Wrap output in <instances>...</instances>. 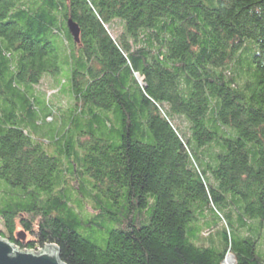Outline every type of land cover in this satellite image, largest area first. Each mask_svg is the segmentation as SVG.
I'll use <instances>...</instances> for the list:
<instances>
[{
    "label": "trees",
    "instance_id": "trees-1",
    "mask_svg": "<svg viewBox=\"0 0 264 264\" xmlns=\"http://www.w3.org/2000/svg\"><path fill=\"white\" fill-rule=\"evenodd\" d=\"M0 219L65 264H264V0H0Z\"/></svg>",
    "mask_w": 264,
    "mask_h": 264
},
{
    "label": "rangeland",
    "instance_id": "rangeland-1",
    "mask_svg": "<svg viewBox=\"0 0 264 264\" xmlns=\"http://www.w3.org/2000/svg\"><path fill=\"white\" fill-rule=\"evenodd\" d=\"M122 26L119 24V21L114 22L113 24V30L111 31L112 35L116 36L118 33L122 34ZM70 69L66 66L63 67V71L60 75H52L50 73H46L43 76V79L41 80V83L35 86V93L40 97L37 100H39L38 105L40 109V114L38 115V118H40V122L44 115L46 113H51L54 114L55 116V105L60 107L61 111H66L72 101L71 97L68 94H63L62 92H67L70 88V82H69V77H70ZM61 90V91H60ZM178 121L180 128L187 132L188 129V123L186 122L185 119H176ZM39 123V122H38ZM62 127V122L59 120L53 121V122H48L44 124H38L35 126H29L28 130L31 132L33 137L38 138L41 137L45 141H48L49 139L52 138L51 131L52 129H57ZM50 154H53V151H50ZM75 199H77L76 196H74ZM87 213H93L94 211L92 208H87ZM251 223H253L251 221ZM226 225L224 222L221 223V227ZM248 225H252L249 224ZM4 229L3 221L0 219V231ZM264 229H262V232ZM261 232V233H262ZM207 233V232H206ZM216 231H214L215 234ZM209 235V234H208ZM262 239L260 240L262 245V251L264 252V233L262 235ZM230 264V263H226Z\"/></svg>",
    "mask_w": 264,
    "mask_h": 264
},
{
    "label": "water",
    "instance_id": "water-1",
    "mask_svg": "<svg viewBox=\"0 0 264 264\" xmlns=\"http://www.w3.org/2000/svg\"><path fill=\"white\" fill-rule=\"evenodd\" d=\"M69 32L75 42L80 41L81 28L73 19L67 21ZM235 262L234 255H231ZM0 264H65L56 245H48L39 251L22 249L10 240L0 236ZM234 264V263H233Z\"/></svg>",
    "mask_w": 264,
    "mask_h": 264
},
{
    "label": "bare ground",
    "instance_id": "bare-ground-1",
    "mask_svg": "<svg viewBox=\"0 0 264 264\" xmlns=\"http://www.w3.org/2000/svg\"><path fill=\"white\" fill-rule=\"evenodd\" d=\"M227 262L230 264H232L234 262V259L231 255L227 258Z\"/></svg>",
    "mask_w": 264,
    "mask_h": 264
},
{
    "label": "built area",
    "instance_id": "built-area-1",
    "mask_svg": "<svg viewBox=\"0 0 264 264\" xmlns=\"http://www.w3.org/2000/svg\"><path fill=\"white\" fill-rule=\"evenodd\" d=\"M39 250H40V249H39ZM39 250H38V251H39ZM36 251H37V250H36Z\"/></svg>",
    "mask_w": 264,
    "mask_h": 264
}]
</instances>
